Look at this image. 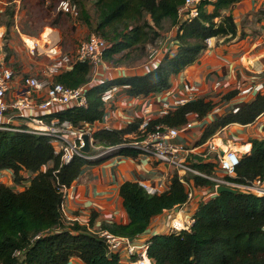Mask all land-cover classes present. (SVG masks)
Wrapping results in <instances>:
<instances>
[{"label": "trees", "instance_id": "1", "mask_svg": "<svg viewBox=\"0 0 264 264\" xmlns=\"http://www.w3.org/2000/svg\"><path fill=\"white\" fill-rule=\"evenodd\" d=\"M91 1L96 12L95 22L85 8L81 13L88 27L106 39L103 58L112 65H121L126 58H145L168 20L176 26L178 47L173 53H165L157 66L145 73L90 86L86 106L70 107L55 114L77 127L102 120L105 114L102 96L108 88L123 87L128 96L135 98L167 90L176 74L198 61L207 48V38L227 40L237 34L233 16L222 12L237 0H201L198 14L184 21L178 19V8L185 0ZM209 4L213 5L212 10H208ZM14 12V6H7L3 15L9 21L0 25L9 29ZM90 70L87 62H79L55 75L54 80L76 87L89 79ZM214 106V101L201 96L151 118L144 129H140L143 118H136L121 129L98 126L94 130L95 144L117 147L92 158L75 155L69 162L55 153L50 136L0 129V171L12 170L17 185L27 180L24 173H30V184L23 189L0 182V264H68L72 257H78L85 264H126L118 254L109 252L100 230L129 238L143 234L155 216L187 201L182 180L174 174L167 190L153 194L138 182L122 183L119 192L127 222L103 221L96 230H91L94 212L89 225L64 217L65 189L86 165L100 164L115 155L141 154L139 147L129 143L142 139L157 125L182 126L190 114L202 119ZM263 112L264 94L257 93L237 113H228L209 124L200 142L212 137L224 125L251 123ZM250 142V152L243 154L237 167L240 181L264 176V139L253 137ZM194 165L207 173H212L215 167L212 160L204 161L201 157ZM192 179L195 185L213 184L197 175ZM147 253L153 264H264V196L222 192L201 200L190 229L153 234L147 240Z\"/></svg>", "mask_w": 264, "mask_h": 264}, {"label": "crops", "instance_id": "2", "mask_svg": "<svg viewBox=\"0 0 264 264\" xmlns=\"http://www.w3.org/2000/svg\"><path fill=\"white\" fill-rule=\"evenodd\" d=\"M23 1L0 0V16L3 15L7 6H14V15L17 17L20 4ZM207 8L212 10L213 5L209 4ZM222 12L233 16L237 25L235 37L227 40L224 37H213L211 45L207 46L198 61L176 74L172 79V86L167 90L135 98L128 96L123 87L118 86V90L110 101V106L106 108L102 120L94 122V128L102 126L121 129L136 118H144L146 115L143 111L148 102L153 104L151 115L153 117L160 116L159 112L164 102H169L172 105L176 99L184 96L183 83L189 82L199 88L196 98L204 96L214 101L215 106L219 105L224 108L222 113L213 116L210 112L202 119L197 118L195 114L189 115V120L194 121V126L190 130L182 131L180 136L173 141L176 143H195L196 141L200 142L204 129L213 121L228 114L233 106H241L251 101L257 93L242 96L240 89L251 83L261 82L264 84V0H237L229 7L224 8ZM169 25V28L163 27L156 46L159 44L158 46L162 47L163 50L166 48V50L173 53L178 47L173 39L177 30L176 26L170 22ZM5 27V25H0V30L6 31ZM16 27L20 30L18 24H16ZM19 33L20 38L23 39V34ZM79 35L73 33L70 36L71 41L67 48L63 49L60 44L63 51L73 52L77 48L75 46L78 41H81ZM8 43L9 47L6 50L0 49V63H3L8 57L10 58L11 49L19 48L16 39H10ZM149 48L151 47L149 46ZM39 58L32 57L29 52L21 57L22 60L19 58L18 65L12 64L10 66L15 72V77L21 78L23 75L28 74L44 77L42 69L44 64L49 61L43 62ZM161 58L162 55L154 63H159L158 60ZM154 63L148 60L147 56L139 64L130 66L124 64L114 66L106 61L100 77L104 81L142 74L154 68L152 66ZM5 64L8 65V63ZM93 78V71L90 70L89 79L86 82H90ZM95 84L98 83H92V85ZM262 93L264 94V91ZM218 130L221 131L209 137L211 141L217 142L216 139L221 138L220 140L223 143L233 142L232 144L242 150L244 154L249 153L251 138L264 139V112L251 123L232 122L220 127ZM203 160L213 159L204 158ZM1 172H4L5 175L0 177V182L6 183L15 189H23L21 185L14 183L12 170L4 169ZM173 173L174 170L170 166L155 161L149 154H139L136 157L115 155L100 164L86 165L70 187L65 189L64 217L69 221H78L80 224L89 225L91 215L94 212L95 218L91 230L98 229L103 221L127 222L128 215L120 196V185L126 181L138 183L145 181L158 187L159 193L169 188ZM24 175L27 178L29 173H24ZM187 178L191 180V175H188ZM24 183L28 186L30 178L29 181L25 180ZM198 204L199 201L195 198L187 205L188 212L185 211L183 214L191 212L194 214ZM175 210L177 209H166L155 216L146 232L138 236L148 239L155 233L168 232L169 230L163 224H166L168 215ZM121 261L125 263L123 259ZM68 264L85 263L78 257H72Z\"/></svg>", "mask_w": 264, "mask_h": 264}, {"label": "built area", "instance_id": "3", "mask_svg": "<svg viewBox=\"0 0 264 264\" xmlns=\"http://www.w3.org/2000/svg\"><path fill=\"white\" fill-rule=\"evenodd\" d=\"M201 0H185L178 8V19L184 21L191 19L198 14L199 3ZM59 8L63 11L77 15L76 5H72L69 0H61ZM177 35V34H176ZM44 44H40L39 39H35L34 46H30L26 41L28 52L32 57L45 55L42 73L44 78L41 80L38 75L28 74L15 77L14 70L4 62L0 63V129L14 131H29L42 135L50 136V141L55 147V153L60 155L64 162H69L75 155L84 158H92L115 149L117 146L101 147L95 144L94 140V123H87L82 127L74 126L68 120H60L55 114L70 107H82L87 105V91L92 83H100V74L105 67L103 58L104 50L107 47L106 39L97 32L90 33L86 40L79 43L73 52H65L60 46L59 40L54 42L52 37L45 36ZM213 37L206 39V44L211 45ZM43 39V38H42ZM174 43L178 44L177 37ZM5 40V31H0V49L3 47ZM169 52L163 50L160 46H152L147 55L148 60L154 61ZM162 59V58H161ZM159 59L158 61H160ZM79 62H87L93 71V79L76 87L65 86L61 82H56L54 76L60 72L67 71ZM158 63H154L155 67ZM183 95L176 99L172 105L164 102L160 115L166 114L181 104L196 98L199 88L195 84L184 82ZM118 86H112L104 91L102 100L105 110L110 106L114 93ZM264 84L251 83L240 89L242 96H248L252 93H262ZM148 102L143 113L146 115L143 119L140 129H144L151 115V106ZM240 105H235L229 113H237ZM224 108L216 105L209 112L213 116L220 114ZM194 126L193 120H188L182 126H168L159 124L152 132L147 133L142 139H135L129 144L139 147L141 154H149L155 161L167 164L174 170V174L185 184L188 199L179 207H175L166 219L167 230L179 231L181 229H190L194 222V214L183 212L187 211V205L193 200L201 201L218 194L217 188L220 185L229 186L239 192L264 196V176H257L254 179L238 180L237 167L243 156V151L235 148L233 142L226 143L225 148L220 143L206 141L195 143H176L173 140L178 138L182 131L190 130ZM222 129V128H221ZM217 130L215 133H218ZM221 131V130H220ZM219 131V132H220ZM88 135L90 152H85L81 148L85 145L84 136ZM220 138V137H219ZM221 139V138H220ZM222 142V141H221ZM216 155L215 159L211 155ZM200 155V156H199ZM198 157L202 160L205 158L213 159L215 163L214 171L207 173L200 170L194 164L198 162ZM2 171V170H1ZM0 171V177L5 173ZM191 175V180L187 178ZM197 175L212 181L210 186L195 185L192 176ZM26 181H29V176ZM140 184L153 194L159 191V188L141 181ZM26 186V183L21 185ZM163 221V220H162ZM165 221V220H164ZM100 235L106 239L109 252L116 253L126 264H153L147 253V238L137 236L129 238L127 236L117 235L109 230H100ZM139 237V238H138Z\"/></svg>", "mask_w": 264, "mask_h": 264}, {"label": "rangeland", "instance_id": "4", "mask_svg": "<svg viewBox=\"0 0 264 264\" xmlns=\"http://www.w3.org/2000/svg\"><path fill=\"white\" fill-rule=\"evenodd\" d=\"M60 1L61 0H24L20 4V9L17 17H15L14 15V17L11 18L13 22L12 25L9 27V29L5 27L6 30L5 40L3 47L1 48L2 50H6V48L9 47L8 42L10 39H16L18 42V44L17 43L16 44L19 46V48L11 49L12 52L10 54V58L8 57V59L4 60L5 63H8L9 67L12 66V64L18 65L19 58L20 60H22L21 57H23V55L27 54L28 52L27 45L25 44L23 39L20 38L19 32L23 34L24 39L26 36H30L32 39H39L40 44L43 45L44 44L43 42L48 39V37L46 39L44 37V41L43 42L41 41V39L43 38V33L50 29L51 31L49 30L50 32H48L49 35L47 36H49V39H51L50 37H52L54 42H57L56 40L58 37L59 43L61 44L63 49L69 46L71 41L70 36L73 33H76L77 36L78 34H80L79 39L83 41L89 37L90 33L95 32L93 29H90L88 25L85 23L84 15L81 13L82 8H85L90 14L92 22L93 23L95 22L96 12L94 10L91 0H80V2H78V0L77 1L69 0L72 3V5L77 6V10H78L77 15L60 9L59 8ZM5 21H9V17L7 15H1L0 23ZM169 22H170L169 20L164 22L165 28H169L170 26ZM16 24L19 25L20 30H18ZM53 28L57 29L58 31L54 30ZM81 41H78L75 48L79 45ZM158 45L159 44H157V46ZM150 49L151 48H149V50ZM44 56L45 55H42L40 57L45 60ZM142 60H144V58L139 60L126 58V61L122 64L127 66L137 65ZM38 77L41 80L44 78L41 76ZM213 157L217 159L216 155Z\"/></svg>", "mask_w": 264, "mask_h": 264}, {"label": "water", "instance_id": "5", "mask_svg": "<svg viewBox=\"0 0 264 264\" xmlns=\"http://www.w3.org/2000/svg\"><path fill=\"white\" fill-rule=\"evenodd\" d=\"M84 141H85V145L81 148L83 151L85 152H90V145H89V137L88 135L84 136ZM218 194L222 193V192H231V193H237L238 191L234 188H231L229 186H225V185H220L217 188Z\"/></svg>", "mask_w": 264, "mask_h": 264}, {"label": "bare ground", "instance_id": "6", "mask_svg": "<svg viewBox=\"0 0 264 264\" xmlns=\"http://www.w3.org/2000/svg\"><path fill=\"white\" fill-rule=\"evenodd\" d=\"M49 30H50V29H49ZM49 30L46 31V32H44V34H43V39H41L42 42L44 41V37L47 36V35H49L48 32L51 31V30H50V31H49ZM23 40L26 41L30 46H34V44H35V39H32V38L29 37V36H26L25 39L23 38ZM42 42H41V43H42ZM44 42H45V41H44ZM44 42H43V43H44ZM43 43H42V44H43ZM216 141H217V143H220L221 145H223L225 148L227 147V144L221 142L220 139H216ZM241 148H242V147H241Z\"/></svg>", "mask_w": 264, "mask_h": 264}]
</instances>
